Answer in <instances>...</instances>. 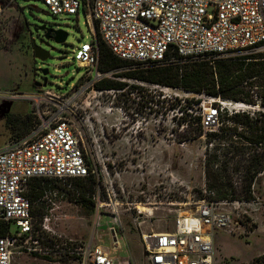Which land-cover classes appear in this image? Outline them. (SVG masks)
<instances>
[{
  "label": "rangeland",
  "instance_id": "374dc122",
  "mask_svg": "<svg viewBox=\"0 0 264 264\" xmlns=\"http://www.w3.org/2000/svg\"><path fill=\"white\" fill-rule=\"evenodd\" d=\"M15 3L6 2L0 11V147L16 137L8 128L12 117L5 113L29 111V102L21 94L40 90L35 86L42 80L38 69L46 68L47 84L42 89L67 93L74 84L75 117L89 147L90 161L99 170L92 176L94 186H79L81 194L93 202V212L89 213L80 199H57L49 214L51 228L64 239H73L77 247L96 243V237L110 246V219L103 215L95 223L98 202L107 201L103 187V181H107L115 191L125 235V239L120 238L121 248L111 254L133 264H148L140 233L172 230L174 215L181 209L179 203L191 195L196 198L212 191L215 200L226 201L220 207L236 216V223L214 233L215 264L264 261V171L255 175L252 185L242 167V153L231 149L230 154H224L228 147L224 137L208 143L196 123L197 115L203 117L212 104L216 103L222 112L229 106L203 94L131 78H121L126 82L122 90L95 89L93 76L86 78L87 68L79 67L73 59L74 49L98 33L91 27L86 11L80 7L78 14L53 15L41 0ZM43 24L65 31L67 37L63 43L49 40L43 44L49 57L41 62L34 59L31 41L41 38L34 29ZM129 68L123 66L117 72ZM101 77L114 76L100 72ZM192 98L200 102L186 101ZM244 111L264 113V107L248 106ZM229 137L234 145H245L235 133ZM210 155H214L212 176L205 172ZM148 197L152 204H148ZM31 202L34 213L39 214L44 208L41 196ZM136 206L152 210V215L140 213V227H135L133 220L138 215ZM14 228L11 224L10 229ZM60 245L55 262L16 251L11 264H81L77 255L69 253L72 249Z\"/></svg>",
  "mask_w": 264,
  "mask_h": 264
},
{
  "label": "built area",
  "instance_id": "2783aa9c",
  "mask_svg": "<svg viewBox=\"0 0 264 264\" xmlns=\"http://www.w3.org/2000/svg\"><path fill=\"white\" fill-rule=\"evenodd\" d=\"M41 1L53 15L78 14L82 7L93 30L114 55L130 63L131 69L197 62L214 65L222 59L264 49V0ZM6 2L16 5V0ZM95 39L93 36L91 41L82 42L73 52L74 61L87 68L84 75L88 79L93 76V81L100 76ZM73 87L67 93L41 87L38 92L21 94L29 102L34 121L26 134L0 147V229L5 230V235L0 234V264H11L16 251L55 262L60 244L72 249L69 253L77 255L81 264H133L111 254L121 248L120 238L125 239V235L115 191L107 181H103L107 201L98 202L95 223L103 215L110 219V246L96 237V243L77 247L73 239H64L50 226L54 201L76 196L79 190L75 181L99 173L90 161L89 147L75 117ZM212 99L227 104L231 113L247 109L242 102ZM254 106L260 107L249 108ZM215 107L212 104L202 117L204 133L218 131L221 125ZM230 124L238 130L243 128L240 123ZM242 146L244 152L237 151L243 155L242 167L253 185L255 175L264 171V158L253 162L251 157L264 154V143L245 142L238 148ZM34 178L51 181L41 196L44 208L39 214L34 213L27 195ZM208 193L196 198L191 195L179 203L181 209L174 215L172 230L140 233L148 264H215L214 233L233 225L236 216L220 207L225 200H215L214 192ZM147 201L152 204L149 197ZM136 208L138 215L133 220L138 227L140 215H152V210Z\"/></svg>",
  "mask_w": 264,
  "mask_h": 264
},
{
  "label": "trees",
  "instance_id": "16d2710c",
  "mask_svg": "<svg viewBox=\"0 0 264 264\" xmlns=\"http://www.w3.org/2000/svg\"><path fill=\"white\" fill-rule=\"evenodd\" d=\"M0 4H6V0H0ZM97 47V69L101 73H112L114 77H101L93 82V87L98 90L115 89L122 90L126 86V82L121 78L136 79L141 82L164 85L167 87L177 88L188 92L203 94L212 98L221 100H230L242 102L248 105H258L264 107V50L249 52L246 54H238L234 57L226 58L215 62L211 65L207 62H197L183 66H163L150 69H127L117 72L120 67L128 66L130 63L116 55H114L108 46L101 40L98 33L94 41ZM120 78V79H117ZM138 88L139 86H134ZM188 103L198 104L199 99H188ZM219 113L221 125L218 131H209L205 133L208 143L221 136L227 141L228 147L224 154H230L231 149L244 152L245 147L234 145V142L229 137L235 133L236 136L244 142H262L264 143V113L257 112L253 115L250 112L244 111L241 113H231L223 109L220 111L219 106L214 103ZM178 110H181L179 107ZM7 117H12L9 120L8 128L15 134L16 137H21L26 134L33 125V116L28 111L26 113H7ZM202 117L197 115L196 123L200 130ZM230 123L242 124V130H238ZM14 137V138H16ZM259 158H264V154H256L251 157L255 162ZM214 155H210L205 164L206 175L214 174L211 164L213 163ZM49 180L39 178L32 179L27 195L30 200L34 201L42 196L44 190L48 188ZM85 182L88 183L87 187ZM75 184L79 193L71 196L74 199H80V203L89 208V213L93 212V202L90 198L81 194L80 188H88L94 186L95 179L92 175L77 179ZM250 191V184L247 185ZM70 197V198H71ZM42 210V209H41ZM41 213V212H40ZM0 234L5 235V230L0 229Z\"/></svg>",
  "mask_w": 264,
  "mask_h": 264
},
{
  "label": "water",
  "instance_id": "95a60500",
  "mask_svg": "<svg viewBox=\"0 0 264 264\" xmlns=\"http://www.w3.org/2000/svg\"><path fill=\"white\" fill-rule=\"evenodd\" d=\"M38 29L45 30L46 33L42 36L40 40H38V42H36L34 39L31 41V49L33 52L34 59L44 62L47 60L49 55L45 52L41 44L43 43L44 45H47L50 39H52L56 43H63L67 37V33L61 29L48 28L45 24L38 26ZM50 31L53 32V36L51 38L48 35V32ZM38 72L42 75V80L39 82H35V86L39 88L45 87L47 84L46 74L48 70L46 68H39Z\"/></svg>",
  "mask_w": 264,
  "mask_h": 264
},
{
  "label": "flooded vegetation",
  "instance_id": "af4514ba",
  "mask_svg": "<svg viewBox=\"0 0 264 264\" xmlns=\"http://www.w3.org/2000/svg\"><path fill=\"white\" fill-rule=\"evenodd\" d=\"M46 27H48V28H52V29H58V28H55V27H53V26H51V25H46ZM35 32H37L39 35H41V38H42V36L46 33L45 32V30H39L38 29V26H35ZM48 35L50 36V38L53 36V32L52 31H50V32H48ZM40 38V39H41ZM39 39V40H40ZM33 40V39H32ZM35 40V39H34ZM50 40H52V39H50ZM36 41V40H35ZM42 46H43V43L41 44ZM7 113H9L8 111L5 113V114H7Z\"/></svg>",
  "mask_w": 264,
  "mask_h": 264
},
{
  "label": "bare ground",
  "instance_id": "6f19581e",
  "mask_svg": "<svg viewBox=\"0 0 264 264\" xmlns=\"http://www.w3.org/2000/svg\"><path fill=\"white\" fill-rule=\"evenodd\" d=\"M248 106H249V105H245V104H244V107H245V108H248Z\"/></svg>",
  "mask_w": 264,
  "mask_h": 264
}]
</instances>
